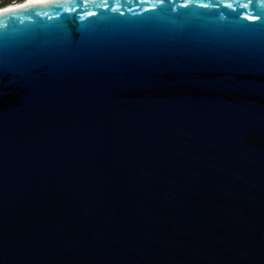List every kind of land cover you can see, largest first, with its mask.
<instances>
[{
  "label": "water",
  "instance_id": "1",
  "mask_svg": "<svg viewBox=\"0 0 264 264\" xmlns=\"http://www.w3.org/2000/svg\"><path fill=\"white\" fill-rule=\"evenodd\" d=\"M0 264H264V0L1 8Z\"/></svg>",
  "mask_w": 264,
  "mask_h": 264
},
{
  "label": "bare ground",
  "instance_id": "2",
  "mask_svg": "<svg viewBox=\"0 0 264 264\" xmlns=\"http://www.w3.org/2000/svg\"><path fill=\"white\" fill-rule=\"evenodd\" d=\"M26 1H36V0H17V1H14V2H9V3L5 4V5H0V9L5 7V6L15 7V6L21 5L22 3L26 2Z\"/></svg>",
  "mask_w": 264,
  "mask_h": 264
},
{
  "label": "flooded vegetation",
  "instance_id": "3",
  "mask_svg": "<svg viewBox=\"0 0 264 264\" xmlns=\"http://www.w3.org/2000/svg\"><path fill=\"white\" fill-rule=\"evenodd\" d=\"M4 1H5V0H4ZM14 1H16V0H12V2H14ZM8 2H10V0H6L4 4H6V3H8ZM4 4H3V5H4Z\"/></svg>",
  "mask_w": 264,
  "mask_h": 264
},
{
  "label": "trees",
  "instance_id": "4",
  "mask_svg": "<svg viewBox=\"0 0 264 264\" xmlns=\"http://www.w3.org/2000/svg\"><path fill=\"white\" fill-rule=\"evenodd\" d=\"M2 2H4L5 3V1L4 0H2V1H0V3H1V5H3L4 3H2ZM9 3V2H8ZM7 4V3H6ZM5 5V4H4Z\"/></svg>",
  "mask_w": 264,
  "mask_h": 264
},
{
  "label": "rangeland",
  "instance_id": "5",
  "mask_svg": "<svg viewBox=\"0 0 264 264\" xmlns=\"http://www.w3.org/2000/svg\"><path fill=\"white\" fill-rule=\"evenodd\" d=\"M0 1H2V0H0ZM6 1V0H5ZM17 1V0H16ZM10 2H12V0H10ZM2 3H4V2H2ZM0 5H1V3H0Z\"/></svg>",
  "mask_w": 264,
  "mask_h": 264
}]
</instances>
